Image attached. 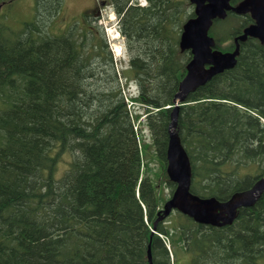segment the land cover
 <instances>
[{"label": "trees", "instance_id": "obj_1", "mask_svg": "<svg viewBox=\"0 0 264 264\" xmlns=\"http://www.w3.org/2000/svg\"><path fill=\"white\" fill-rule=\"evenodd\" d=\"M107 1L137 88L130 108L110 54L90 66L105 43L95 51L50 31L64 0H35L20 29L0 20V264H148V246L152 264H174L131 107L143 112L170 198L168 126L191 58L179 48L185 0ZM219 23L209 35L220 50ZM177 130L193 195L226 201L264 177V45L247 40L234 68L189 93ZM177 215L189 264H264V193L229 226Z\"/></svg>", "mask_w": 264, "mask_h": 264}, {"label": "water", "instance_id": "obj_2", "mask_svg": "<svg viewBox=\"0 0 264 264\" xmlns=\"http://www.w3.org/2000/svg\"><path fill=\"white\" fill-rule=\"evenodd\" d=\"M189 3L194 7V17L186 20L182 26L179 48L182 52L189 51L191 58L172 100L173 109L168 126L166 173L175 189L164 204L158 221L174 211L199 225L224 227L234 222L238 210L256 203L264 193V177L258 179L250 189L236 192L226 201L193 195L190 192L191 167L178 135L177 116L189 93L214 76L234 68L241 43L253 38L264 45V0H243L235 7L230 5V0H189ZM227 12L236 15L248 13L255 23L244 28L242 34L234 39L233 52L222 53L215 48L209 30L213 21L225 19ZM147 262L152 264L150 246L147 249Z\"/></svg>", "mask_w": 264, "mask_h": 264}, {"label": "rangeland", "instance_id": "obj_3", "mask_svg": "<svg viewBox=\"0 0 264 264\" xmlns=\"http://www.w3.org/2000/svg\"><path fill=\"white\" fill-rule=\"evenodd\" d=\"M3 1L5 3H3ZM34 2L35 0H13L12 2H9V0H0V20L12 29H20L23 26V23L29 22L34 18ZM187 2L188 0H185V4L183 6L185 14L181 21L182 25L187 20V15L193 12L192 6L188 5L189 2ZM99 3L103 4L100 6L101 11L98 24H90L89 27L84 26L82 21L84 11L86 9H90L92 6H97ZM112 12V8L108 5L107 0H64L63 9L60 15L49 24V29L55 35L68 33L74 37L79 44L84 42L85 47H89V49H94L95 51H97V49L96 47H93V45L99 44L101 40L100 38H102V36L104 38L105 36V41H102V45L105 42L107 51L102 52L100 54L101 57L97 56L93 58V63H91L90 66H97L101 69L104 64L103 59L108 57V52L113 61L119 85L123 90L122 92L126 102H128L130 97H135L137 95V89L132 81V75L129 71L128 57L124 48V38L122 36L119 37V35L115 33L117 26L116 22L113 20L114 14H112ZM241 21L242 19L228 17L224 21H219L221 23L217 24L213 28L215 37L219 38L218 46L222 49H220V51H233L232 38L230 39L227 36V32H233ZM96 27L100 28L96 29ZM84 34H86V36H84ZM116 48H118L119 52ZM84 49L86 50V48ZM131 111H133L135 115H140L137 124H139L138 133L141 140L143 158L145 164H148L150 169L148 170L150 174L149 176L154 185H156V196L158 197V203L162 210L164 204L169 199L171 189L169 188L166 178L163 176L160 164L155 157L149 130L143 123L144 117L141 116L143 113L141 108L131 107ZM63 159L66 163L70 161V157H68V155L64 156ZM66 163L62 162L59 165L58 173L63 171ZM177 214V212L172 211L161 220L164 221V224L170 233L168 238L164 236H162V238L166 247L169 249L170 259L174 264H189V255L185 251L177 231V223L179 222Z\"/></svg>", "mask_w": 264, "mask_h": 264}, {"label": "flooded vegetation", "instance_id": "obj_4", "mask_svg": "<svg viewBox=\"0 0 264 264\" xmlns=\"http://www.w3.org/2000/svg\"><path fill=\"white\" fill-rule=\"evenodd\" d=\"M241 1H243V0H239V1H236V2H233L232 3V6H236L239 2H241ZM103 3H99L97 6H92L90 9H86L85 11H84V13H83V15H82V17L84 18L82 21H83V25L84 26H86V27H89L90 26V24H92V25H94V23H97L98 24V20H99V17H100V11H101V5H102ZM227 17H234V18H237V19H242V21H243V24H244V27H242L241 28V30H240V33H238L237 35H235V36H233L232 37V45H233V48L235 47V44H234V39L236 38V37H238L239 35H241L242 34V32H243V29L244 28H246V27H248V26H250V25H252V24H254L255 23V21L251 18V16H250V14H245V15H236V14H233V13H231V12H229L228 13V15H227ZM241 21V22H242ZM241 24V23H240ZM239 24V25H240ZM239 25H238V27H239ZM237 27V28H238ZM100 27H96V29H99ZM101 39V41H104V38H103V36H102V38H100ZM247 40H255V41H257L258 42V40H256V39H253V38H248ZM246 40V41H247ZM245 41V42H246ZM245 42H243V43H245ZM243 43H241V44H243ZM241 44H240V46H241Z\"/></svg>", "mask_w": 264, "mask_h": 264}, {"label": "bare ground", "instance_id": "obj_5", "mask_svg": "<svg viewBox=\"0 0 264 264\" xmlns=\"http://www.w3.org/2000/svg\"><path fill=\"white\" fill-rule=\"evenodd\" d=\"M116 50L119 52L118 48H116Z\"/></svg>", "mask_w": 264, "mask_h": 264}]
</instances>
